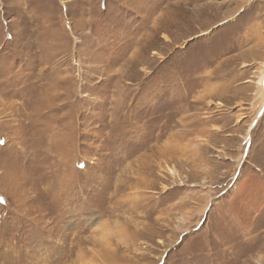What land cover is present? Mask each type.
<instances>
[{
	"label": "rangeland",
	"instance_id": "obj_1",
	"mask_svg": "<svg viewBox=\"0 0 264 264\" xmlns=\"http://www.w3.org/2000/svg\"><path fill=\"white\" fill-rule=\"evenodd\" d=\"M263 72L264 0H0V264H264Z\"/></svg>",
	"mask_w": 264,
	"mask_h": 264
},
{
	"label": "snow or ice",
	"instance_id": "obj_2",
	"mask_svg": "<svg viewBox=\"0 0 264 264\" xmlns=\"http://www.w3.org/2000/svg\"><path fill=\"white\" fill-rule=\"evenodd\" d=\"M228 22H225L226 26H227ZM219 32V29L215 30V32L211 35H205L204 36V41L207 42V45L201 48H194L192 49L190 52L186 49L185 50V55L187 56V58L193 63V64H197L200 63L206 56V53L208 51V46L212 45V43L215 40V33ZM189 47H191L189 45ZM252 143H255L254 141ZM0 144H3V141L0 140Z\"/></svg>",
	"mask_w": 264,
	"mask_h": 264
},
{
	"label": "bare ground",
	"instance_id": "obj_3",
	"mask_svg": "<svg viewBox=\"0 0 264 264\" xmlns=\"http://www.w3.org/2000/svg\"><path fill=\"white\" fill-rule=\"evenodd\" d=\"M258 85L261 88V90H260L261 93L260 94L264 98V72L261 74V76L258 79ZM263 101H264V99H263ZM170 173L175 176V172H173L172 170H170Z\"/></svg>",
	"mask_w": 264,
	"mask_h": 264
}]
</instances>
